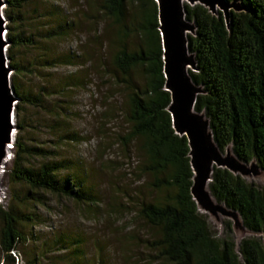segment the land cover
<instances>
[{"label": "trees", "instance_id": "16d2710c", "mask_svg": "<svg viewBox=\"0 0 264 264\" xmlns=\"http://www.w3.org/2000/svg\"><path fill=\"white\" fill-rule=\"evenodd\" d=\"M31 1L5 0L3 8L11 86L18 98L17 133L10 149L13 157L5 165L4 175L9 183L26 187L22 196L14 195L18 202H40L42 192H48L79 203L98 204L85 171L82 175L61 173L79 167L81 161L56 159V146L61 142H81L84 138L66 128L67 109L57 104L62 106V95L71 87L87 84L89 78L86 82L73 73L56 84L51 82L53 72L49 71L44 73L48 75L44 85L33 87L26 81L42 69L82 64L81 54L42 47L43 42L69 36L76 24L54 4L42 12L37 7L39 14L33 21H40L28 24L24 8ZM227 1L241 6L229 11L228 22L221 10L213 13L202 4L184 3L186 19L195 25L194 34H188V46L198 70H189V74L203 89L194 108L209 119L213 139L222 152L230 145L237 158L246 163L254 160L264 171V0ZM81 16L92 26L96 24V38L105 36L107 41L109 65L99 61V68L111 82L124 88L127 127L117 137L126 150L134 147L141 154L137 171L144 177L148 195L137 204L136 214L155 230L146 240L149 250L161 264H264V188L214 166L208 184L212 196L236 211L247 229L260 234L242 238L238 248L230 234L231 223L225 221V235L217 237L192 196L188 140L175 131L168 111L170 93L165 89L157 2L89 0ZM40 18L52 19L46 24ZM100 21L106 23L101 26ZM34 48L42 49L43 54L26 61L18 57L21 49ZM53 95L56 104L50 101ZM30 106L54 116L53 121L48 119L50 135L55 138L52 149L36 134H28L34 120L28 113ZM34 159L40 161L34 163ZM33 221V214L22 212L18 204H0V264H20L15 251L27 240L23 225ZM82 252L81 248L75 250L77 255ZM30 262L34 260L27 264Z\"/></svg>", "mask_w": 264, "mask_h": 264}, {"label": "rangeland", "instance_id": "374dc122", "mask_svg": "<svg viewBox=\"0 0 264 264\" xmlns=\"http://www.w3.org/2000/svg\"><path fill=\"white\" fill-rule=\"evenodd\" d=\"M33 1L24 8L28 24L40 21H33L39 14L36 12L37 7V11L42 12L52 8L53 4L61 6L76 24V29L69 36L43 42L42 47L45 45L58 53L81 54L82 64H63L51 70L42 69L39 75L26 78V81L33 87L44 85L48 76L44 73L49 71L53 72L51 82L56 84L63 80V76L73 73L85 78L86 82L89 78L87 84L68 89L62 95L61 99L65 100L62 106L57 104L60 109H67L68 116L64 122L66 128L77 131L84 138L81 142H61L56 146V159L74 161L78 158L81 161L79 167L64 169L61 173L65 175L75 171L82 175L85 171L88 175L87 184L97 196L98 204L79 203L48 192H42L43 201L40 202L31 199L23 202L14 200V195L18 193L22 196L26 187L19 183H9L4 175L5 165L10 164L13 157V152H9L10 156L0 172V204H18L22 212L34 216L32 223L23 225L27 240L18 244L15 251L18 261L20 264H27L30 260L34 262L29 264H161L149 250L146 241L148 237H153L155 230L144 224L136 214L137 204L147 199L148 195L144 177L137 171L141 154L134 147L126 150L118 142L117 135L125 132L127 127L124 88L111 82L108 75H104L99 68V61L109 65L107 41L105 36L96 38V24L92 26L91 22H86L81 16L89 0ZM215 10H220L218 5ZM40 19L47 24L52 18ZM100 22L101 26L106 23ZM188 34L193 35L191 32ZM42 54V49H21L18 57L26 61ZM81 69L84 71L81 72ZM54 99H57L55 95L50 101L56 104ZM28 113L34 119L33 126L27 129L28 134H36L46 148L52 149V141L55 140L50 135L48 119L53 121L54 116L32 106ZM16 133L17 129L14 130V137ZM231 151L228 145L224 153L229 154ZM230 156L234 158L232 152ZM35 160L40 161L34 159V163ZM245 167L246 171L233 173L264 188V171L256 162L252 160ZM208 200L212 205H219V208L208 210L202 203L198 204V208L207 217L217 237L225 235V221L231 223L230 234L237 248L242 238L260 235L247 229L240 215L218 202L212 194ZM79 239L82 242H77ZM76 248H81L83 255L75 254Z\"/></svg>", "mask_w": 264, "mask_h": 264}, {"label": "water", "instance_id": "95a60500", "mask_svg": "<svg viewBox=\"0 0 264 264\" xmlns=\"http://www.w3.org/2000/svg\"><path fill=\"white\" fill-rule=\"evenodd\" d=\"M158 5L159 31L163 47L165 89L170 93L168 111L171 114L175 131L185 135L189 145L190 164L193 171L191 193L197 205L202 203L206 209H217L208 196L211 194L208 184L212 178L214 166L228 168L230 171H246V162L231 152H222L213 139L209 119L202 111L195 110L197 95L203 93L201 85L196 84L189 70L197 71L194 53L188 46V33L195 32V25L186 19L184 3L202 4L211 12L216 5L228 22L231 9L240 10L241 6L227 0H155ZM5 0H0V172L6 162L14 140L15 105L18 101L12 86V69L6 55L9 42L6 38V23L3 8ZM190 68V69H189ZM254 161V160H253ZM255 162V161H254ZM232 210V209H231ZM234 211V210H233ZM236 212V211H235Z\"/></svg>", "mask_w": 264, "mask_h": 264}, {"label": "built area", "instance_id": "2783aa9c", "mask_svg": "<svg viewBox=\"0 0 264 264\" xmlns=\"http://www.w3.org/2000/svg\"><path fill=\"white\" fill-rule=\"evenodd\" d=\"M8 156H10L9 154H8ZM8 156H7V158H8ZM11 158V157H10ZM8 159H6V161H7Z\"/></svg>", "mask_w": 264, "mask_h": 264}]
</instances>
